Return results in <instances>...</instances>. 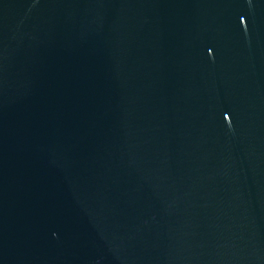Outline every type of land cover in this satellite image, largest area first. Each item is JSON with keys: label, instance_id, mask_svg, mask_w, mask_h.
Segmentation results:
<instances>
[{"label": "water", "instance_id": "1", "mask_svg": "<svg viewBox=\"0 0 264 264\" xmlns=\"http://www.w3.org/2000/svg\"><path fill=\"white\" fill-rule=\"evenodd\" d=\"M0 264H264V0H0Z\"/></svg>", "mask_w": 264, "mask_h": 264}]
</instances>
